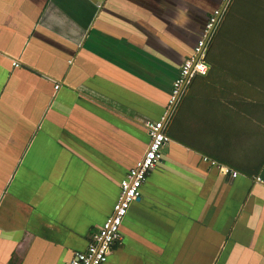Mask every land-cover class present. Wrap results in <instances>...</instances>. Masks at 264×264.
<instances>
[{"label":"crops","instance_id":"1","mask_svg":"<svg viewBox=\"0 0 264 264\" xmlns=\"http://www.w3.org/2000/svg\"><path fill=\"white\" fill-rule=\"evenodd\" d=\"M223 2L0 0V264L86 249ZM235 69L185 86L104 264H264V97Z\"/></svg>","mask_w":264,"mask_h":264},{"label":"built area","instance_id":"2","mask_svg":"<svg viewBox=\"0 0 264 264\" xmlns=\"http://www.w3.org/2000/svg\"><path fill=\"white\" fill-rule=\"evenodd\" d=\"M219 13L220 9H217L216 15L212 16L206 25L205 33L195 47L194 54L183 62L179 75L173 84L169 101L170 105H176L183 89L195 76L207 73L209 65L205 60V39ZM18 65L19 63L14 61V66ZM58 87L59 84H56V88ZM144 126L149 136V142L142 157L136 161L135 165L129 169L121 180L120 194L112 213L107 217L103 226L93 234L86 249L78 251L73 255L71 264H104L108 260L113 244L122 238L120 227L127 215L128 209L132 202L141 195L142 184L150 171L161 160L163 145L171 140L166 130L165 117L159 120L147 119L144 121ZM211 162L213 165H217L224 175H230L231 177L239 175L238 170L228 165L221 164L214 159Z\"/></svg>","mask_w":264,"mask_h":264},{"label":"rangeland","instance_id":"3","mask_svg":"<svg viewBox=\"0 0 264 264\" xmlns=\"http://www.w3.org/2000/svg\"><path fill=\"white\" fill-rule=\"evenodd\" d=\"M261 14H264V0H237L229 26L233 30V25H237L238 29L234 36L231 34L233 38L222 57L226 67H239L234 70L235 75L246 76L258 85L254 90L258 97H264V18ZM262 138L253 137V143L256 139L264 141V135Z\"/></svg>","mask_w":264,"mask_h":264},{"label":"trees","instance_id":"4","mask_svg":"<svg viewBox=\"0 0 264 264\" xmlns=\"http://www.w3.org/2000/svg\"><path fill=\"white\" fill-rule=\"evenodd\" d=\"M236 4H237V0H228V3L225 9L223 10L219 20L217 21L214 27V30L210 36V39L208 40L206 44L205 60L209 65V69L207 73L204 75L199 74L195 76L192 80H194L197 77H202V76L208 77L209 74L211 76L212 73H215V67H226L227 66V64H223L224 62L222 60L223 59L222 57L227 52L228 45L230 41L232 40L236 30L238 29L237 25L236 26L233 25V30H232V27L230 28L229 26L230 25L229 17L232 14V11L234 10V7L236 6ZM217 9H220V6H217L215 9H213L212 13L209 14V16L206 19V25L208 24L210 18L216 15L215 12ZM260 17L264 18V14H261ZM194 52H195V49H194Z\"/></svg>","mask_w":264,"mask_h":264},{"label":"water","instance_id":"5","mask_svg":"<svg viewBox=\"0 0 264 264\" xmlns=\"http://www.w3.org/2000/svg\"><path fill=\"white\" fill-rule=\"evenodd\" d=\"M227 3H228V0H224L223 4L221 5V7H220V13H219V15L217 16V19H216L215 23L213 24V26H212L211 29L209 30V32H208V34H207V37H206V39H205V43H206V44H207L208 40L210 39V36H211V34H212L213 30H214V27H215L217 21L219 20L221 14H222V12H223V10L225 9ZM197 58H198V57H197ZM183 88H184V87H183ZM173 108H174V104L171 105V107H170V109H169V111H168V114H167L166 117H165V122L167 121V119H168V117H169V115H170V113H171V111H172Z\"/></svg>","mask_w":264,"mask_h":264}]
</instances>
